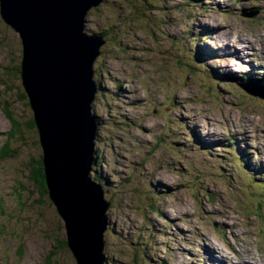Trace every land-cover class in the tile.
I'll return each instance as SVG.
<instances>
[{
  "label": "rangeland",
  "instance_id": "1",
  "mask_svg": "<svg viewBox=\"0 0 264 264\" xmlns=\"http://www.w3.org/2000/svg\"><path fill=\"white\" fill-rule=\"evenodd\" d=\"M86 31L105 37L92 105L111 201L105 264H264V192L250 174L264 173V99L243 89L264 94V0H104ZM21 49L0 17V264H77L31 173L42 150Z\"/></svg>",
  "mask_w": 264,
  "mask_h": 264
},
{
  "label": "water",
  "instance_id": "2",
  "mask_svg": "<svg viewBox=\"0 0 264 264\" xmlns=\"http://www.w3.org/2000/svg\"><path fill=\"white\" fill-rule=\"evenodd\" d=\"M103 2L0 0V17L22 44L19 76L39 135L48 197L77 264L106 261L111 201L92 178L98 132L93 67L105 39L86 31L87 16Z\"/></svg>",
  "mask_w": 264,
  "mask_h": 264
},
{
  "label": "trees",
  "instance_id": "3",
  "mask_svg": "<svg viewBox=\"0 0 264 264\" xmlns=\"http://www.w3.org/2000/svg\"><path fill=\"white\" fill-rule=\"evenodd\" d=\"M196 45H198V43ZM198 49H199V47H198ZM197 53H199V55H201L200 54L201 53L200 50H198ZM16 74H18V75L20 74V65H18L16 67ZM244 80H245V78H244ZM257 81H258L259 85L264 86L263 85L264 84V80H262V81L257 80ZM97 84H98V92H99L101 85L99 83H97ZM23 95H24V98H25L26 94L23 93ZM27 104H28V102H27ZM4 112H5L6 116H7V118L10 120L11 124H12L13 128H12L11 133L14 134L15 132H17V133L20 132V126L21 125L15 119L12 111L10 109H8L7 107H5L4 108ZM99 119L100 118H97L98 123H100ZM29 128L36 129L33 119H31L30 122H29ZM5 155H7V153L5 154L4 151H0V157L1 158H4ZM95 160L97 161V163L96 164L94 163V166H93L94 172H93V177L92 178L95 181H97L98 183H100L102 185L103 190H104V187H103V184H102V181H101L102 175L99 174V171H98V168H97V164L101 163L100 157H99L98 154L95 155ZM31 173H32L34 181L37 183V185L39 186L40 190L42 192H44L46 195H48L47 185H46V181H45L44 168H43L42 154H40V157L36 161L35 166L31 169ZM259 174H261V175H256V178H257L256 180H259L261 183H263L264 182V174H262V173H259ZM103 179L105 180V178H103ZM104 192H105V190H104ZM106 193H109V191H107ZM110 225H111V223H110ZM114 231L116 232L115 229H114ZM62 247L68 248L66 239L64 241H62Z\"/></svg>",
  "mask_w": 264,
  "mask_h": 264
},
{
  "label": "bare ground",
  "instance_id": "4",
  "mask_svg": "<svg viewBox=\"0 0 264 264\" xmlns=\"http://www.w3.org/2000/svg\"><path fill=\"white\" fill-rule=\"evenodd\" d=\"M230 1V0H229ZM218 28V27H217ZM238 42V43H237ZM242 42H246L247 44H251L248 40L246 41V39H245V41H242ZM234 43H235V46L234 47H236L239 43H241V40L240 41H237L236 39L234 40ZM256 43V42H255ZM259 45V44H258ZM260 46V45H259ZM264 47V46H263ZM258 49V48H257ZM204 51V50H203ZM237 51V50H236ZM244 51V50H243ZM261 52V51H260ZM204 53V52H203ZM251 54H252V52H251ZM225 54H223L222 52H221V57H219L220 58V60H226V59H228V54L225 56V57H223ZM262 56V55H261ZM202 58V57H201ZM205 60V59H204ZM258 61V60H257ZM208 62V61H207ZM226 62V61H225ZM260 63V62H259ZM263 64V63H262ZM214 68V67H213ZM217 70V69H216ZM224 70V69H223ZM254 70V69H253ZM258 70V69H257ZM237 71V70H236ZM257 73V72H256ZM222 75V74H221ZM229 75V74H228ZM229 77V76H228ZM257 78V77H256ZM231 80H232V78H231ZM248 81V80H247ZM246 81V82H247ZM260 81H262V80H260ZM249 82V81H248ZM264 85V84H263ZM260 86V85H259ZM260 88V87H259ZM257 141V140H256ZM247 144V143H246ZM261 146V145H260ZM260 148V147H259ZM252 152V151H251ZM262 152H264V151H262ZM257 159H259V158H257ZM255 160V159H254ZM260 162V161H259ZM218 248V247H217ZM214 249H216V247L214 246L213 248H212V250L211 251H213L214 252ZM218 250H219V248H218ZM220 251V250H219ZM222 251V250H221ZM237 257V256H236ZM214 260V259H213ZM232 262V261H231ZM238 262V261H237ZM240 262V261H239ZM246 262H247V259H246ZM247 264H259V263H255V261H252V260H249L248 261V263Z\"/></svg>",
  "mask_w": 264,
  "mask_h": 264
}]
</instances>
